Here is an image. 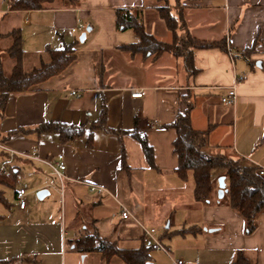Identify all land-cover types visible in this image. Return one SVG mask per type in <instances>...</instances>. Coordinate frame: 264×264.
<instances>
[{
    "label": "crops",
    "instance_id": "crops-1",
    "mask_svg": "<svg viewBox=\"0 0 264 264\" xmlns=\"http://www.w3.org/2000/svg\"><path fill=\"white\" fill-rule=\"evenodd\" d=\"M9 1L0 0V58L6 77L16 65L8 55L14 31L23 38L26 72L49 62L48 49L76 44V58L34 90L10 96L0 120V144L14 151H5L7 166L17 168L20 179L30 176L36 190H48L46 197L54 192L65 208L63 214L51 215V209L27 200L22 210L14 192L7 214H0V261L124 264L118 258L107 263L99 253H79L74 243L94 232L120 249H140L139 224L155 228L158 223L156 235L184 264H233L239 251L264 264V214L256 231L246 235L243 218L219 201L220 172L214 202H198L192 175L182 180L177 174V132L169 128L191 101L193 128L209 131V154L242 158L264 168V0H170L173 13L182 14L195 38L226 46L196 50L194 75L188 74L182 58L169 53L154 61L119 50L138 38L132 29H118V9H141L146 30L160 41L173 42L156 0H80L75 7L56 1L37 11H10ZM228 42L236 52V73L246 76L238 85L235 106L222 101L234 81ZM72 90L80 96H68ZM137 90L142 97H132ZM46 123L84 128L85 133L67 143L55 132L9 136ZM152 123L162 129L150 127ZM138 137L152 148L151 158ZM60 155L68 176L63 195L52 168L42 162L55 163ZM90 184L107 192H92ZM120 203L137 222L121 217ZM156 251L150 264H172L164 252L165 260H157Z\"/></svg>",
    "mask_w": 264,
    "mask_h": 264
},
{
    "label": "trees",
    "instance_id": "trees-1",
    "mask_svg": "<svg viewBox=\"0 0 264 264\" xmlns=\"http://www.w3.org/2000/svg\"><path fill=\"white\" fill-rule=\"evenodd\" d=\"M56 1H61L70 7L78 6L80 2V0H10L8 10H43ZM156 2L161 7L160 16L167 29L173 33V42L160 41L146 30L141 9H118L116 11L118 29H132L138 38V42L135 44L119 47L120 51L132 57L142 56L154 61L161 55L169 53L182 58L188 74L194 75L197 72L194 66V52L196 50L226 49L224 44L195 38L189 32L182 14L173 13L170 0H156ZM179 32H183L184 35H180ZM11 36L13 44L8 49V55L16 60V65L13 68L12 75L6 77L0 58V120L4 115L10 96L34 90L42 83L61 74L76 58V44H71L60 50L48 49L49 62L26 72L23 69L24 49L21 32L19 30L14 31ZM193 108V103L187 101L185 112L179 114L169 126L177 132V138L174 142V152L179 160L177 174L182 180H187L192 175L195 185V199L200 203L210 205L216 197V172H220L221 176L226 177L229 182L226 185L224 197L219 201L225 202L236 214L243 218L244 232L246 235H251L257 229L258 217L264 214V175L260 174L259 167L242 158H233L223 154H209L206 151L209 131H198L193 128L191 123ZM31 132L38 134L55 132L60 135L63 142L67 143L82 137L85 129L46 123L33 130L19 129L9 133V136L16 133L28 134ZM138 139L146 156L151 158L152 148L147 140L140 137ZM0 142H4V140L1 139ZM7 159H9V153L0 149V167L2 162ZM124 159L125 153L123 151ZM19 177V170L13 166H7L4 172H0V204L8 209L12 204L6 199L4 188L13 189L16 192ZM2 218L0 216V221ZM74 244L77 252L82 254L99 253L107 263H110L113 258H118L124 264H150L153 251L152 248H148L144 244L140 249H120L116 243L109 242L94 232H88L76 240ZM8 263L0 261V264ZM233 264L256 263L250 260L243 251H239Z\"/></svg>",
    "mask_w": 264,
    "mask_h": 264
},
{
    "label": "built area",
    "instance_id": "built-area-1",
    "mask_svg": "<svg viewBox=\"0 0 264 264\" xmlns=\"http://www.w3.org/2000/svg\"><path fill=\"white\" fill-rule=\"evenodd\" d=\"M79 28H82L81 23L79 24ZM70 33H72V34L76 33V29H72L70 31ZM227 54H228V57H229L231 64H232V69L234 72V81H233V84L228 88V92H227L226 96L222 99V101H223V103H225L227 105L235 106L237 103V97H238V90H237L238 85L246 79V76L245 75H238L236 73V67H235L236 52L230 47L229 42L227 44ZM142 95H143L142 91L137 90L132 94V97L140 98V97H142ZM68 96L79 97L80 94L77 91L72 90V91L68 92ZM149 126L150 127L153 126V127H157L159 129H162L161 127H158L156 125V123L149 124ZM0 149L9 152L11 155L14 154V151L6 149V147L3 144H0ZM27 158L37 159L36 157H33V156L32 157L30 156ZM42 162L47 164L48 166H50L52 168L56 178L59 180V184H60L59 193L61 195H63L64 183L66 180H68V176L66 175L67 165H66V162L64 160V157L62 155H60L58 157V160L55 163H52L50 161H45V160H42ZM8 164H9V162H7V161L2 163V165L0 167V172H4L6 170V167ZM259 168H260V174L264 175V168L263 167H259ZM89 186H90V190L92 192H97V193L107 192V190L103 187H100L97 185H91V184ZM27 196H28V192L24 188H19L16 190L15 202H16L17 206L19 207V209L24 210L28 206ZM119 205H120V209H121L120 215L124 220L133 219L137 222L136 218L129 211V209L127 207H125L121 203ZM139 226L142 230V242L146 247L152 248V249L157 250V251L164 252L171 259L172 264H184V262L182 260L174 259L170 255L169 251L166 249V247L162 244V242L160 241V239L156 235L157 230L155 228L147 227V226H144L142 224H139Z\"/></svg>",
    "mask_w": 264,
    "mask_h": 264
},
{
    "label": "rangeland",
    "instance_id": "rangeland-1",
    "mask_svg": "<svg viewBox=\"0 0 264 264\" xmlns=\"http://www.w3.org/2000/svg\"><path fill=\"white\" fill-rule=\"evenodd\" d=\"M184 35V33L182 34V36ZM129 55V54H128ZM131 56V55H130ZM31 177H22L21 179H19V182L16 186V189L19 188H24L27 192H29L28 196H27V200L30 201L32 203V205H34V207L36 206L39 209H43V210H49L51 209L52 211H49V213L51 215H56V214H63L65 211V208H63V204L60 203V198L54 193L51 192V194L46 197L44 200L39 199L38 197V192L39 190H36L34 186H32V182H30ZM5 191V197L6 199H8L9 201L12 202L13 199V195H14V190L13 189H9V188H4ZM13 213L15 212L12 211ZM0 214H7L5 212V207L0 204ZM155 228L158 230H161V225H159L158 223L154 224ZM163 252L160 251H156L155 253H153L154 256H156L157 260H165L164 255L162 254ZM91 258V257H90ZM95 260L90 261V263H93ZM116 261L118 263H122L121 261H118L116 259ZM88 263V262H86ZM89 264V263H88Z\"/></svg>",
    "mask_w": 264,
    "mask_h": 264
},
{
    "label": "water",
    "instance_id": "water-1",
    "mask_svg": "<svg viewBox=\"0 0 264 264\" xmlns=\"http://www.w3.org/2000/svg\"><path fill=\"white\" fill-rule=\"evenodd\" d=\"M87 31H90V28L87 29ZM86 38V33H83L80 41L84 42ZM219 184V190H218V198L222 199L226 193V177L222 176L218 179ZM49 194L48 190H41L38 192L39 199L43 200L47 195Z\"/></svg>",
    "mask_w": 264,
    "mask_h": 264
}]
</instances>
